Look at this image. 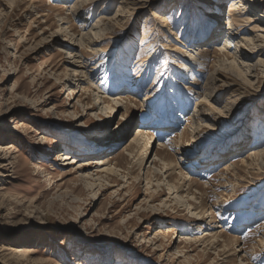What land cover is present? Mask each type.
Returning a JSON list of instances; mask_svg holds the SVG:
<instances>
[{
    "label": "rangeland",
    "instance_id": "obj_1",
    "mask_svg": "<svg viewBox=\"0 0 264 264\" xmlns=\"http://www.w3.org/2000/svg\"><path fill=\"white\" fill-rule=\"evenodd\" d=\"M232 1L100 0L79 3L77 18V0H0V264H220L225 256L184 241L205 231L221 235L227 264H264V157L253 154L264 151V65L257 64L264 55L245 49L253 78L245 67L228 66L220 50ZM218 5L212 18L220 38L189 43L188 23ZM117 13L120 20L102 26L100 41L86 49L61 30L78 37L83 25ZM250 27L240 28L244 36ZM178 47L204 54L194 74ZM74 55L89 61L92 75L79 87L67 82L78 80ZM213 77L221 81L208 84ZM207 91L214 96L204 99ZM119 95L112 115L99 106L98 96ZM138 129L152 138L157 175L126 150ZM108 131L110 148L95 150ZM65 154L82 163L109 156L119 175L92 186L77 164L62 161ZM94 167L83 170L95 174ZM150 177L177 185L187 177L199 210L161 206L169 191L154 194ZM200 212L206 220L192 219Z\"/></svg>",
    "mask_w": 264,
    "mask_h": 264
},
{
    "label": "bare ground",
    "instance_id": "obj_2",
    "mask_svg": "<svg viewBox=\"0 0 264 264\" xmlns=\"http://www.w3.org/2000/svg\"><path fill=\"white\" fill-rule=\"evenodd\" d=\"M97 1H100V0H77L76 5L73 6V8H76V10L73 9V10H75L74 11L75 16L77 18H80V16H81L80 9L77 8V5H79V3H81V5H82L83 3L87 4V2L89 3V2H97ZM261 3H264V0H233L232 1V4H231L230 9H229V13H228V20H227V26H228V28H227V32H228L227 39L225 41L224 47L220 50V52H224L227 54V60H226L227 62H228V60H231V63L229 62L228 66L236 67L237 65H240L242 67H245L247 76L252 77V78L254 77V76H252V74L254 72L255 65H253L249 62H251L253 56L247 55L245 53V49L251 48L252 52H255V53L260 54V55H264V10L259 11L260 6L262 5ZM256 8L258 10H255ZM125 11H126V6H125V9H123V11H121V13L123 14V13H125ZM220 11H221V6L218 5L217 8L214 11H211V13H209V14L207 12L204 13V11H203L201 14V19H202L201 22H197V23H191L190 22V23H188L189 26L187 28L189 29L188 31H190V37L188 38L189 39L188 42L189 43H191V41L195 42L199 39L205 40L210 35H211L210 42L217 41L220 38L222 33L221 34L219 33V27L217 29L214 28L217 20L213 21L212 17L213 16L219 17ZM121 13H117L116 16L112 17L111 19H108L105 16H102L92 26H91V24H87L86 27L83 25L81 28L82 31L80 32L81 34L78 35V37H76V34H71V32H67L69 30L68 28L62 27L61 30L67 29L66 30L67 36L71 35L70 40L74 43H77L78 47H80L82 49L83 48L86 49V48H88V45L96 44L100 41V39L102 38V33H103L102 32L103 30H101L100 28L102 26L107 25L110 22L119 21L120 17H122ZM253 13H255V14L257 13V14L255 16H253L252 15ZM62 20H64V18ZM87 21L88 20H86L85 22H87ZM167 22L168 21L166 19L161 21V23H163V24H160V26L165 27V23H167ZM247 25H250L251 27H250V30H248L249 34L244 36L243 33H246V31H244L243 29H240V28L242 26H247ZM243 28H245V27H243ZM187 44L188 43H186L185 45H187ZM89 47L91 48V46H89ZM190 47L193 48V46H190ZM162 48H163V46H162ZM184 48H186V46ZM71 49H73V48H71ZM181 49L182 48L178 47L177 48L178 52L188 53V58L187 57L184 58L186 61V64L184 66L185 69L187 71H189L190 73L194 74L193 68H196V67H193V66H196L197 63L200 62V60H203L204 54L203 53L201 54L200 52L199 53L198 52L197 53H189L188 50H185V49L181 50ZM76 57H78V58H76ZM72 59H73V61H72L70 66H72V68H74L73 69V71H74L73 76L75 78H78V80L71 78V79H68L67 82L69 84L72 83L74 85H76L78 82L77 87H79V85L81 84L80 81L82 80L81 77H86L87 75H90L92 77L91 72H89V70H88L89 69V61L84 60L83 56H81V55L80 56L74 55ZM194 61H196V63ZM221 63H223V62H221ZM225 64H227V63H225ZM257 64L258 65H262V64L264 65V60L259 59ZM82 81L85 82L86 80H82ZM220 81L221 80L219 79V77H213L209 80L208 84L210 82H220ZM194 83L191 86H193ZM225 85H228V84H225ZM68 90L70 92L69 96L73 97L77 93V91L73 88H69ZM197 90H199V88ZM200 90H202V88ZM205 91H206V89H205ZM213 96H214L213 91L211 94L208 93V91H207L204 99H207L208 97H213ZM74 99L75 98H73V100ZM97 99H99L98 102L100 100H102V102L99 103V106L101 104H103L104 109L110 111L111 115L114 112L113 103H116V105H118V104H121L123 102V98L120 95L118 97H116V99H113V100L112 99H108V100L104 99L103 100V98H100L99 96L97 97ZM98 102H97V104H98ZM201 103H204V101L202 100ZM201 103H200V105H201ZM175 114L177 115L176 112H175ZM170 115H171V113H169L167 111V113L163 116L164 120L170 118ZM193 117H194V115H193ZM191 119H190V121H191ZM157 123L158 122H156V123L153 122V125H156ZM171 123H173V122H171ZM194 123H192V124H194ZM23 125H24V123L21 124V126H23ZM198 125H199V123L196 124V127L194 128V131H193L194 133H197L198 130L201 128V126L200 125L198 126ZM189 126H190V124H189ZM191 128H192V125H191ZM110 133H111L110 131L104 133L103 137H99V139L95 141V144L93 146L95 148V150H98L99 152H104V150H107V147L110 148V144L112 145V143H110V141L111 142H113V141L108 140V138L107 139L105 138L107 135H110ZM151 142H152V138L147 135V132L145 133V130L138 129L137 133L133 136V139L131 140L130 144L128 146H126V150L130 151V153H133V152L137 153L136 155H134V153L132 155H134V157L138 159L141 167L144 168L148 164L149 165L148 170H149V168H150L149 171L154 170V174H155V172H157V171L159 172V170H157V168L152 167V165H156V159L151 160V153L149 154V147H150ZM241 147H242V145H241ZM8 148H10V147H8ZM141 149H142V151L139 153V150H141ZM253 154H255L256 157H264V151H262L260 153H253ZM253 154H251V155H253ZM108 157L109 156H107L105 158H100L98 160H92V162H90V163H82V162H79V160L77 161L75 157H71L70 154H65L62 156V158H63L62 161H64V162H67V161L71 162L72 161L70 163V165H74V164L76 165L77 164L78 165L77 166L78 172H80V174L83 176V178H85V180L89 181L90 183H93L90 185L95 186V184L97 182H99L100 186H105L106 183H108V185H110L109 183H111L112 181H115V179H117V176L119 175L117 170H116L118 164L116 165L112 161V159H110ZM90 164H95V167H94L96 170L95 174L93 172L83 170L86 165H90ZM163 165H164V169H166V173H167L171 169V167H170V165H165V164H163ZM254 171H255V169H254ZM147 174H148V172H147ZM155 175H157V174H155ZM167 177L169 178L170 176H167ZM146 180L148 182V186H152V188H155L154 194L156 193V195H158L160 192L163 191V190H161L162 188L166 187L168 189L170 197H169V199L164 200L161 203V206L168 207V205L170 203L175 202L179 206L185 207V209H187L189 211L194 210L196 212L197 210H199V208L195 207V205L191 203L196 198H195V195L192 192H190V190H189V188H191V187H189L190 185L189 186L185 185L186 181L189 180V179H187V177L186 178L181 177V179H179V180H182L183 183L185 181V183L179 184V185H177L173 182H170V181H165V180L163 182L160 179L153 180L151 177L146 178ZM187 184H188V182H187ZM189 184H191V183H189ZM184 187H188V190H186V192H183ZM172 196H175V197L173 198V200H170L172 198ZM258 210L259 209L256 208L252 213H257ZM190 212H192V211H190ZM193 218L196 220H203V219H205V213H201V212L197 213V214L194 213L192 216V219ZM170 232H172V230L169 229L166 232V234L168 235ZM162 233H163V231H160L159 233H157L158 235H157V238H155V240L158 239L160 236H162ZM204 233L205 234L200 236V238H196L194 240H192L191 237L186 236L184 241L187 243L190 241V243L197 244L198 246H201V245L204 246V249H203L204 252H207V253L216 252V253H218V256H220V257L225 256L222 259H220L221 263L219 260L218 261L220 264H227V261L225 259L228 258V255L226 256L228 249H227V246L221 244L223 242L221 235L219 236V234L214 233L213 231H211V232L205 231ZM155 246H156V244H154V247ZM177 251H178L177 252L178 255L179 254L182 255L183 249L178 248ZM237 251L242 252L243 249H238ZM30 252H31L30 250L20 249L17 253H18V255L20 254V256L25 258V257L30 256ZM243 261H245V260L243 259Z\"/></svg>",
    "mask_w": 264,
    "mask_h": 264
}]
</instances>
